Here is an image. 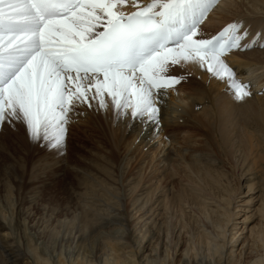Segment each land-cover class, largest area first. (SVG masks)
Wrapping results in <instances>:
<instances>
[{
  "label": "bare ground",
  "instance_id": "1",
  "mask_svg": "<svg viewBox=\"0 0 264 264\" xmlns=\"http://www.w3.org/2000/svg\"><path fill=\"white\" fill-rule=\"evenodd\" d=\"M183 1L91 0V4H86L85 8L76 15L81 23L69 26L59 36L61 41L70 44L78 43L81 39H83L82 42H86L119 15L124 17L141 6H144L147 12L160 15L167 3L173 5ZM154 7L160 10L154 12ZM7 14L8 5L4 0H0V17H5ZM239 17L245 20L240 25L242 27H246L248 22H254V26H263V30L258 29L262 33L255 36L257 38L254 40L255 47L263 46L264 0H216L213 11L183 44L175 48H166L163 52L156 54L141 71L110 72L95 76L62 74L53 69V65L46 59L38 57L22 70L20 76L24 80L31 76L34 84H37L36 80L42 81L47 88H50L53 95L60 88L61 92L72 97V100L73 98L77 101L83 100L95 94L96 98L91 101L92 107H98L100 111L104 109L103 105L107 108L110 102H106L105 98L99 95V84L107 79L117 78V90L121 94L123 92V95L119 93L122 96L120 100L124 108H127L121 112L122 122H125L127 127V135L141 145L142 152L151 154V157L146 159L157 162V168L164 167L170 161L180 164L181 154L188 150L179 146L176 136L181 134L175 129L187 126V123L192 121L194 110L204 104L205 98L217 99L223 97L221 94L232 95L230 89L232 86L243 85L247 81L253 83L254 92L264 89V78H262L264 77V48L246 53L233 52L234 49L230 48L229 53L223 58L218 55L200 54L197 51L212 31ZM246 32L244 34L242 31L236 36L242 35L243 39L246 36L249 38ZM220 33L230 34L233 39L236 32L226 27ZM255 37L251 36L249 40ZM71 40L74 41L71 42ZM16 44L12 39L0 37V57L7 51L14 50ZM172 64L179 68L182 75H190V78L196 80L198 84L191 86L189 90L197 92L198 96L194 93L192 97L187 93L191 91H184L186 89L180 87L179 83L163 84L156 89L150 88L147 80L139 75L149 67L154 69L156 75L166 74L169 72L168 66ZM237 74L238 78H236ZM1 90L2 87L0 98ZM254 101L259 110L264 111V94L260 97L255 96ZM35 134L36 131L30 138L24 135L23 142L32 144ZM242 136L241 139H244L246 148L252 151L256 146L251 142L252 137L245 132ZM129 156L126 153L115 156V164L120 173L128 169ZM96 159L98 160L92 164L95 176L74 165L69 167L86 182L80 191L72 195L75 201L73 205L68 202L59 206L37 204L38 197L29 196L23 208L25 214L23 225L26 233L21 242L17 240L11 221H6L8 178L7 176L0 178V264H166L161 263V258L165 256V252L159 250L161 236L159 232H154L158 221L156 219L163 213H161V201L158 199L156 205L149 201L142 203L150 193L148 192L138 194L132 203L127 204L121 189L135 188L140 181L133 186V180L140 175L131 174L122 185L119 179L117 182L115 179L112 180L109 186L103 185L97 179L100 175L106 176L102 178L111 179L112 160L105 159L101 155ZM147 187H150V183L143 185L142 189ZM116 190L119 191V195ZM235 204L236 202H233L230 211L223 214L226 220L224 223L219 222L215 232L203 233L199 243L203 250L199 259H196L197 257L193 260L185 259L181 264H264L263 227L252 228L249 236L236 249L240 241L242 242L241 234L246 231V221L249 218L246 216L241 221H235L238 217L236 212L241 209L236 210ZM246 205L251 204L248 201ZM32 207L35 208L32 209ZM258 209L262 212L263 218L264 204H261ZM242 210L246 211L245 208ZM239 223L245 226L238 227ZM153 236H157V242L154 244L151 241ZM171 264H175L173 260Z\"/></svg>",
  "mask_w": 264,
  "mask_h": 264
},
{
  "label": "rangeland",
  "instance_id": "2",
  "mask_svg": "<svg viewBox=\"0 0 264 264\" xmlns=\"http://www.w3.org/2000/svg\"><path fill=\"white\" fill-rule=\"evenodd\" d=\"M158 9L154 7L153 11ZM243 21V17L228 21L212 31L204 41L230 27L236 32L231 46L233 52L263 49L264 45L254 46L255 36L262 33L258 29L263 30V26L248 22L246 27H242ZM242 31L244 34L247 31L249 38L236 36ZM251 36L255 38L249 40ZM174 67V64L169 65V72L160 75L149 67L141 76L149 81L150 88L179 83L186 89L184 91H191L189 88L198 84L196 80L190 75H182L179 68ZM21 72L2 87L0 98V178H8V205L4 206L5 210L8 209L6 221H11L18 241L21 242L26 233L23 208L29 196H37V204L59 206L68 202L73 205L72 195L80 191L86 182L69 167L74 165L95 176L92 164L99 155L112 160L111 179L106 178L107 181L102 178L106 177L104 175L97 179L103 185L109 186L114 179L116 182L119 179L122 185L131 174L140 175L133 180V186L140 181L135 188L121 189L127 204L132 203L138 194L148 192L142 203L149 201L156 205L158 199L161 201L163 213L156 219L154 230L161 236L159 250L165 252L161 263L171 264L173 260L175 264H181L185 259H199L203 250L199 245L200 238L203 233L215 232L219 222H225L223 214L230 211L233 202H236V210L241 208L236 212L238 217L235 221H241L246 216L249 218L246 231L241 234L242 242L236 249L249 236L252 228H264V217L258 209L264 204V111L259 110L254 101L255 96L264 94V89L254 92L253 83L247 81V85L232 86V95L205 98L204 104L194 110L192 121L175 129L181 134L176 136L179 146L188 150L181 154L180 164L170 161L157 168V162L147 160L151 154L142 152L141 145L127 135L121 116L127 108L121 103L117 78L99 84V95L110 102L107 108L103 105L104 111H100L98 107H92L95 94L77 101L58 88L53 95L45 83L36 80L37 84H34L31 76L24 80ZM187 93L192 97L194 93L198 96L197 92ZM34 131V142L30 145L23 142V136L30 138ZM243 132L252 137L251 142L256 145L252 151L241 139ZM125 153L130 155L129 167L121 174L115 164V156ZM149 183L150 187L142 189ZM116 193L119 195L118 190ZM248 201L251 205H246ZM240 226L245 225L239 223ZM151 241L153 244L157 242V236H153ZM133 254L136 256L135 252Z\"/></svg>",
  "mask_w": 264,
  "mask_h": 264
}]
</instances>
